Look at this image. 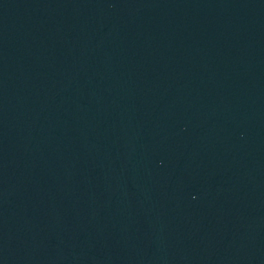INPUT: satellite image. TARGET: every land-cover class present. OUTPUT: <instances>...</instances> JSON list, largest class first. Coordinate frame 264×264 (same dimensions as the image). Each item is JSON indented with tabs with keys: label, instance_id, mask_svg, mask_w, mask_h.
Here are the masks:
<instances>
[{
	"label": "water",
	"instance_id": "water-1",
	"mask_svg": "<svg viewBox=\"0 0 264 264\" xmlns=\"http://www.w3.org/2000/svg\"><path fill=\"white\" fill-rule=\"evenodd\" d=\"M0 264H264V0H0Z\"/></svg>",
	"mask_w": 264,
	"mask_h": 264
}]
</instances>
